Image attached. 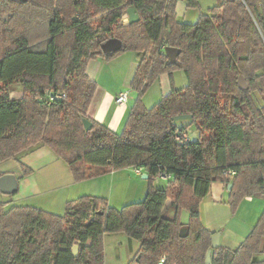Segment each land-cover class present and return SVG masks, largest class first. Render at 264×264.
<instances>
[{
  "label": "trees",
  "instance_id": "obj_1",
  "mask_svg": "<svg viewBox=\"0 0 264 264\" xmlns=\"http://www.w3.org/2000/svg\"><path fill=\"white\" fill-rule=\"evenodd\" d=\"M178 1L0 0V164L47 146L76 181L129 166L148 174L144 199L121 208L94 195L69 200L64 215L0 201V264H104V237L113 232L140 243L127 264H205L214 233L200 209L212 183L233 184L232 212L264 192V0H221L194 23L178 19ZM130 7L140 18L125 23ZM113 37L122 47L105 52ZM162 45L181 51L172 60ZM125 51L140 55L131 81L137 97L118 133L87 115L97 82L86 69L90 59ZM177 69L188 84L147 107L151 84ZM15 84L19 97L11 96ZM180 114L192 116L173 120ZM181 131L188 141L176 140ZM159 173L170 175L163 186L155 184ZM212 264H264V211L239 246L212 249Z\"/></svg>",
  "mask_w": 264,
  "mask_h": 264
},
{
  "label": "crops",
  "instance_id": "obj_2",
  "mask_svg": "<svg viewBox=\"0 0 264 264\" xmlns=\"http://www.w3.org/2000/svg\"><path fill=\"white\" fill-rule=\"evenodd\" d=\"M139 59L137 52L125 51L111 60L97 57L87 64L88 75L97 82L87 115L118 133L123 131L137 97L131 88V81ZM177 71L163 73L151 84L143 96L147 107L153 106L174 89L188 84L186 73L176 75ZM126 90L130 91L127 102L118 104L117 95ZM147 97L149 102L146 101ZM21 163L27 165L31 172L25 175ZM0 171V177L12 173L17 178V189L10 193L15 196L12 203L30 205L60 215H64L69 200L83 195L104 197L110 206H114L116 202L126 204L135 199H144L142 197L146 196L148 189L147 178H144L147 172L136 166L76 181L69 165L47 146L27 151L20 159L11 158L2 162ZM160 179L161 182L158 178L155 181L157 186L165 181ZM229 191L227 184L213 182L210 193L201 203L200 217L206 228L213 233L219 232V245L235 248L245 240L264 211V193L246 196L237 210L232 212L228 203Z\"/></svg>",
  "mask_w": 264,
  "mask_h": 264
},
{
  "label": "rangeland",
  "instance_id": "obj_3",
  "mask_svg": "<svg viewBox=\"0 0 264 264\" xmlns=\"http://www.w3.org/2000/svg\"><path fill=\"white\" fill-rule=\"evenodd\" d=\"M217 1V2H216ZM221 0H199V6L198 7H187L185 1L180 0L177 3L176 6V13L177 17L180 20H183L185 22L194 23L198 20L200 14L202 12L208 11L209 7L215 5L216 3H220ZM183 2V3H182ZM182 3V4H181ZM182 7V9H181ZM176 75H183L184 71L177 69ZM21 85L15 84L12 86L11 90V96L12 97H19L21 94ZM258 100H260V97L255 93ZM150 100V99H149ZM146 101H148V97L146 98ZM144 102V101H143ZM149 102V101H148ZM145 104V102H144ZM189 133L191 140H196L198 138V132L196 130V127L194 125H191L189 127ZM1 173V171H0ZM139 179H142L140 176H138ZM158 180L161 182V179L158 178ZM167 180L163 181L159 186H163L166 184ZM144 198V197H142ZM12 199H15L14 195L5 194L1 192L0 190V201L9 203L6 207H9L13 204ZM143 199H135L134 202L140 201ZM127 204V203H126ZM125 203H119L116 202L113 207L121 208ZM174 213V209L170 208L169 211H165V215H172ZM179 219L183 224H187L190 220V213L187 209L182 208L179 212ZM139 242L137 240L129 239L127 234L125 232H113V233H107L104 237V264H127L138 252L136 249H138ZM79 251V247H78ZM78 254V252H77ZM140 255L137 256V258ZM163 261V260H162ZM161 263V262H160ZM163 263V262H162Z\"/></svg>",
  "mask_w": 264,
  "mask_h": 264
},
{
  "label": "water",
  "instance_id": "obj_4",
  "mask_svg": "<svg viewBox=\"0 0 264 264\" xmlns=\"http://www.w3.org/2000/svg\"><path fill=\"white\" fill-rule=\"evenodd\" d=\"M139 18H140L139 14L135 7H130L127 13L124 14L125 23H132L134 21L139 20ZM5 20H8V16L5 17ZM121 47H122V42L119 38H116V37L110 38L102 44V49L105 52L116 51V50H119ZM165 51L172 60H175L181 50L176 47L167 46L165 48ZM238 84L243 89L248 88V84L243 75H239ZM191 116L192 115L190 114H180V115L173 116V120L186 119V118H190ZM83 121H84L85 128L89 130L92 125L91 121L86 118ZM144 178H148V174H145ZM17 186H18V181L14 174L5 173L0 177V190L3 193L10 194L17 189ZM232 186L233 184L230 183L228 185V189L230 190ZM188 230L189 229L186 225L182 226L179 231V235L181 237H185L188 234ZM219 236H220L219 232H216L212 235V245H211V248L207 250L205 264H212V249L216 248L219 245ZM78 247L79 246L77 244L73 246L74 255H77ZM160 264H163V263H160Z\"/></svg>",
  "mask_w": 264,
  "mask_h": 264
},
{
  "label": "built area",
  "instance_id": "obj_5",
  "mask_svg": "<svg viewBox=\"0 0 264 264\" xmlns=\"http://www.w3.org/2000/svg\"><path fill=\"white\" fill-rule=\"evenodd\" d=\"M162 48L165 49L166 46L165 45H162ZM129 93L130 91H122L120 92L117 97H116V102L118 104H124L127 102L128 100V97H129ZM176 140L177 141H180V142H185V141H188L189 140V134L188 132L186 131H181V132H178L176 134ZM136 171L139 173L140 170L139 169H136ZM227 173L231 174V175H234L235 174V171L233 170H229ZM157 178H162V179H167V178H170V175L167 174V173H159ZM264 193V192H263ZM162 263V262H161Z\"/></svg>",
  "mask_w": 264,
  "mask_h": 264
}]
</instances>
